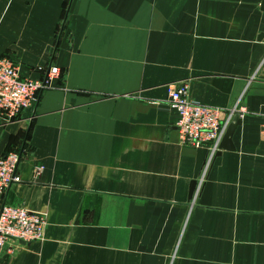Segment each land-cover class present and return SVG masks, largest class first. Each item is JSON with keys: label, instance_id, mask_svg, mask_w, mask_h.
I'll return each instance as SVG.
<instances>
[{"label": "crops", "instance_id": "crops-1", "mask_svg": "<svg viewBox=\"0 0 264 264\" xmlns=\"http://www.w3.org/2000/svg\"><path fill=\"white\" fill-rule=\"evenodd\" d=\"M261 2L0 0V57L22 77L59 73L0 120V155L20 154L0 207L46 222L0 264H264ZM181 81L196 102L243 109L202 181L207 150L180 142L164 103Z\"/></svg>", "mask_w": 264, "mask_h": 264}, {"label": "built area", "instance_id": "built-area-1", "mask_svg": "<svg viewBox=\"0 0 264 264\" xmlns=\"http://www.w3.org/2000/svg\"><path fill=\"white\" fill-rule=\"evenodd\" d=\"M59 75L56 68H49L42 79L23 78L18 66L8 58L0 59V120L16 119L22 112L35 107L38 95L49 88ZM177 113L175 127L182 144L193 148H205L207 161L201 181L208 165L219 151L224 134L234 116H242V108L237 104L230 109L207 106L190 98L189 84L181 81L169 86L164 102ZM225 115V116H224ZM264 137V125L261 130ZM20 160L18 151L0 155V194L20 181L17 167ZM42 166L36 173L42 171ZM46 222L44 218L21 206L0 207V251L10 242H27L43 239Z\"/></svg>", "mask_w": 264, "mask_h": 264}, {"label": "water", "instance_id": "water-1", "mask_svg": "<svg viewBox=\"0 0 264 264\" xmlns=\"http://www.w3.org/2000/svg\"><path fill=\"white\" fill-rule=\"evenodd\" d=\"M260 9L262 11H264V0H262L261 4H260ZM240 117L238 115L234 116L233 121L229 124L224 137L222 138V141L220 143V147H219V151L217 152V154H219L222 150H232L233 146H232V136L233 133L236 129V127L238 125H240ZM196 182H192L191 186H190V191H189V198H192L193 192H194V188H195ZM21 243L23 241H20Z\"/></svg>", "mask_w": 264, "mask_h": 264}, {"label": "rangeland", "instance_id": "rangeland-1", "mask_svg": "<svg viewBox=\"0 0 264 264\" xmlns=\"http://www.w3.org/2000/svg\"><path fill=\"white\" fill-rule=\"evenodd\" d=\"M1 58H4V57H0V59H1ZM5 58H6V57H5ZM8 59H9V57H8ZM9 60H10V59H9ZM10 61H11L14 65H16V66L18 65L15 61H13V60H10ZM23 78H29V77H23Z\"/></svg>", "mask_w": 264, "mask_h": 264}]
</instances>
